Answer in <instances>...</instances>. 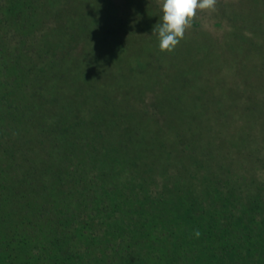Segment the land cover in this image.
<instances>
[{
    "label": "trees",
    "instance_id": "1",
    "mask_svg": "<svg viewBox=\"0 0 264 264\" xmlns=\"http://www.w3.org/2000/svg\"><path fill=\"white\" fill-rule=\"evenodd\" d=\"M243 2L161 52L160 0H0V264H264V88L219 84L228 51L264 75Z\"/></svg>",
    "mask_w": 264,
    "mask_h": 264
},
{
    "label": "rangeland",
    "instance_id": "2",
    "mask_svg": "<svg viewBox=\"0 0 264 264\" xmlns=\"http://www.w3.org/2000/svg\"><path fill=\"white\" fill-rule=\"evenodd\" d=\"M160 1L162 2V0ZM243 3L246 4L247 7H252L253 17L260 18L264 21V0H244ZM233 8L235 10L237 9L240 10V0H217L214 11H197V15L202 19L201 22L203 23L204 27L212 35H216L219 33L221 34L222 31L225 32L227 30L228 32L229 26L236 24L232 22L226 15V13ZM224 40L231 41V39L227 40L226 38H224ZM238 53L242 54L241 52ZM243 56L237 54H231L230 51H228L227 53L224 54L225 60L223 61V64H221V66L219 67V71L222 70L225 73L230 72V79L232 80V78H234L236 80V83L233 84H230L229 80H226L225 82L219 81L220 82L219 84L221 86L227 87V90L229 91L228 98L231 97V92H230L231 88L238 89L237 91L232 90L234 92H241L240 89L242 88L244 90L245 86H248L255 90H258L260 86L264 88V75H261L260 72L258 73L253 72L249 77L248 81L249 80L251 81V78H253L254 82H250V83L246 82L247 78L245 75L248 73V70L242 67L243 61L241 60V57ZM259 58L260 57L257 55H249L248 62L247 64L244 65H249L251 63L255 65V63L258 61ZM255 101H260V99L258 97H255ZM263 109H264V105L261 107V110ZM257 112H259V110H257ZM258 116L259 115H257V117Z\"/></svg>",
    "mask_w": 264,
    "mask_h": 264
},
{
    "label": "clouds",
    "instance_id": "3",
    "mask_svg": "<svg viewBox=\"0 0 264 264\" xmlns=\"http://www.w3.org/2000/svg\"><path fill=\"white\" fill-rule=\"evenodd\" d=\"M217 0H162V17L152 33L158 35L161 52H172L191 27L197 11H214ZM198 238L201 233L194 230Z\"/></svg>",
    "mask_w": 264,
    "mask_h": 264
}]
</instances>
